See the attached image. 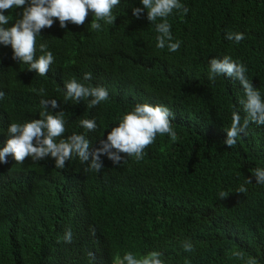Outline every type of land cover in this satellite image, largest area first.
<instances>
[{"label": "trees", "instance_id": "16d2710c", "mask_svg": "<svg viewBox=\"0 0 264 264\" xmlns=\"http://www.w3.org/2000/svg\"><path fill=\"white\" fill-rule=\"evenodd\" d=\"M180 2L187 15L168 17L174 40L182 42L175 53L156 47L147 10L140 19L132 14L141 0H121L114 24L100 21L99 31L90 28L91 12L84 25L69 22L64 29L55 20L42 29L37 48L46 43L55 57L45 76L28 71L10 45L0 44V150L10 123L39 118L41 99H56L59 107L49 110L64 111L65 137L85 134L93 148L137 103L169 107L178 137L172 142L158 134L140 162L125 157L117 166L102 155L100 172L85 171L77 157L58 169L50 156L18 163L9 155L0 162V264H113L127 251L161 252L165 264H244L230 258L231 250L264 264V185L254 178L245 183L264 168V126L250 123L235 147L225 145L232 112L244 116L243 88L226 76L208 79V61L227 55L245 64L264 97V0ZM21 12H4L8 26ZM227 31L245 39L228 41ZM86 72L90 81L83 80ZM73 78L104 86L109 99L91 109L83 99L65 103L64 83ZM41 87L43 96L34 91ZM81 119H95L97 129L85 132ZM240 185L247 192L238 193ZM69 228L71 243L63 239ZM185 241L195 251L185 252Z\"/></svg>", "mask_w": 264, "mask_h": 264}, {"label": "clouds", "instance_id": "9594fccd", "mask_svg": "<svg viewBox=\"0 0 264 264\" xmlns=\"http://www.w3.org/2000/svg\"><path fill=\"white\" fill-rule=\"evenodd\" d=\"M121 0H0V44L11 46L13 59L28 65V71H35L40 76L47 75L50 66L54 64L55 57L48 50L46 43L39 44L37 48V36L44 28L53 27L55 20L59 21V26L66 29L71 22L77 26L85 24L91 12L94 16L90 28L91 30H101V23L114 24L116 17L113 15L114 7L119 6ZM143 7H134L132 14L140 19L147 10V20L154 24L157 33L156 47L175 53L181 47L180 40H174L171 32V24L168 17L174 12L187 15L189 8L180 0H141ZM21 8L22 12L15 19L14 24L9 25V16L5 15L9 9ZM55 18V19H54ZM160 21L157 23V21ZM225 39L239 44L245 39L243 32L227 31ZM40 53L37 55V53ZM208 79L215 83L218 76H226L242 85L244 98L240 100L244 116L239 111H233L231 125L225 131L227 138L224 144L229 148L237 145L238 138L243 134L247 135L250 123L257 126H264V97L259 89L253 86L246 75L248 69L244 63L233 60L225 55L223 58L215 57L208 61ZM92 73H84L83 80L90 81ZM64 102H80L81 99L87 101V108H95L109 99V91L104 86H91L79 82L73 78L64 83ZM37 91L42 95L45 89L41 87ZM5 93L0 91V100ZM42 111L38 119H32L24 123H10L7 128L9 139L6 146L0 150V162L7 163V157L13 156L15 161L23 163L30 157L32 161H41L51 157L55 161V168H65L66 162L79 158L81 163H86L88 167L85 171L100 172L104 167L101 160L102 155H106L113 165H120L126 162L125 157H132L136 162L144 159L146 149L152 145L157 135L167 134L172 142L178 137L172 127L171 118L174 113L169 107L163 104L137 103L131 111L126 112L119 119L118 126L112 127L107 133V138L99 140L100 147L93 148L85 134L73 132L67 137L66 121L64 111L53 113L49 110L59 107L56 99H41ZM78 126L85 132L95 131L98 127L95 119H81ZM253 178L257 184L264 185V168L257 167L253 174L247 177L245 183L250 184ZM238 193L247 192L244 185L237 189ZM228 196L226 192H220L219 197L224 199ZM94 234V231H93ZM64 241L71 243L73 233L67 229ZM185 252L195 251L190 241L182 242ZM89 257L94 259V253L89 252ZM162 253L150 251L145 255L134 254L127 251L121 256L119 253L114 257L113 264H165L161 259ZM235 257L244 264H258L255 257L249 256L245 259V254L239 250H231L230 258Z\"/></svg>", "mask_w": 264, "mask_h": 264}]
</instances>
